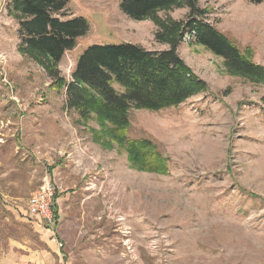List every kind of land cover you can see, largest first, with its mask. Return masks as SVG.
<instances>
[{
  "label": "rangeland",
  "instance_id": "374dc122",
  "mask_svg": "<svg viewBox=\"0 0 264 264\" xmlns=\"http://www.w3.org/2000/svg\"><path fill=\"white\" fill-rule=\"evenodd\" d=\"M7 2L0 0V258L38 253L47 234L61 244L62 264H264V84L183 43L179 56L207 92L174 108L128 111L127 139L150 141L166 162L165 172L146 170L108 123L65 109L64 90L18 52ZM197 2L207 23L264 67V0ZM118 3L70 0L65 19L81 16L89 30L58 65L65 80L93 44L167 48L151 21L128 19ZM45 177L58 195L52 227L27 210Z\"/></svg>",
  "mask_w": 264,
  "mask_h": 264
},
{
  "label": "trees",
  "instance_id": "16d2710c",
  "mask_svg": "<svg viewBox=\"0 0 264 264\" xmlns=\"http://www.w3.org/2000/svg\"><path fill=\"white\" fill-rule=\"evenodd\" d=\"M69 2L8 0L7 14L17 24V50L46 72L51 88L64 90L66 110L75 111L82 120L96 116L108 123L112 139L125 145L130 160L146 170L165 172L166 162L150 141L127 139L128 111L174 108L207 92L206 84L179 56L183 43L200 46L220 58L229 73L264 84V67L253 63L250 52L240 51L207 23L208 12L197 0H119V11L133 21H151L155 41L167 48L149 51L132 43L93 44L79 54L65 80L58 65L89 30L88 21L81 16L65 19ZM176 9H187L186 18L175 20L168 15ZM261 113L264 118V101Z\"/></svg>",
  "mask_w": 264,
  "mask_h": 264
},
{
  "label": "crops",
  "instance_id": "0c3cea01",
  "mask_svg": "<svg viewBox=\"0 0 264 264\" xmlns=\"http://www.w3.org/2000/svg\"><path fill=\"white\" fill-rule=\"evenodd\" d=\"M58 202V195L56 198L55 209H56V222H58V212L56 204ZM28 216V215H27ZM25 215V218H28ZM31 218V217H29ZM25 220V219H24ZM36 221V219H34ZM34 224L33 222H30ZM42 231L49 233V229L44 226L39 227ZM43 249L37 250L38 253L14 255L8 257H1L0 264H62V252L61 244L56 241L55 238H51L47 234L43 238Z\"/></svg>",
  "mask_w": 264,
  "mask_h": 264
},
{
  "label": "built area",
  "instance_id": "2783aa9c",
  "mask_svg": "<svg viewBox=\"0 0 264 264\" xmlns=\"http://www.w3.org/2000/svg\"><path fill=\"white\" fill-rule=\"evenodd\" d=\"M55 188L47 177L43 178L41 185L31 195L28 202V214L33 219H40L45 227H52L55 223Z\"/></svg>",
  "mask_w": 264,
  "mask_h": 264
}]
</instances>
